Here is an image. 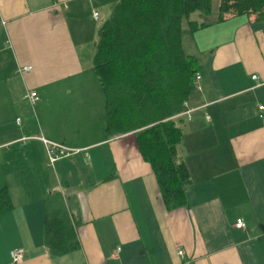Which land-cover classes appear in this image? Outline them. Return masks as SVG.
Here are the masks:
<instances>
[{
  "label": "crops",
  "instance_id": "0c3cea01",
  "mask_svg": "<svg viewBox=\"0 0 264 264\" xmlns=\"http://www.w3.org/2000/svg\"><path fill=\"white\" fill-rule=\"evenodd\" d=\"M117 2L0 0V190L11 203L0 212V264H264V17L218 18L212 0L210 15H191L206 26L182 19L181 46L201 78L176 117L187 203L167 209L134 134L104 133L92 58ZM40 136L81 150L49 166ZM57 210L77 246L51 255L45 220Z\"/></svg>",
  "mask_w": 264,
  "mask_h": 264
},
{
  "label": "trees",
  "instance_id": "16d2710c",
  "mask_svg": "<svg viewBox=\"0 0 264 264\" xmlns=\"http://www.w3.org/2000/svg\"><path fill=\"white\" fill-rule=\"evenodd\" d=\"M212 0H118L98 31L93 70L105 99L107 138L132 132L142 158L151 166L167 209L185 206L190 183L177 156L183 132L176 117L194 90L199 64L181 46V21L189 28L206 26L191 19L210 15ZM225 13L264 17V0H220ZM9 193L0 190V212L10 208ZM63 212L47 214L45 238L51 255L77 246Z\"/></svg>",
  "mask_w": 264,
  "mask_h": 264
},
{
  "label": "built area",
  "instance_id": "2783aa9c",
  "mask_svg": "<svg viewBox=\"0 0 264 264\" xmlns=\"http://www.w3.org/2000/svg\"><path fill=\"white\" fill-rule=\"evenodd\" d=\"M92 17L94 19H97L98 18V13L96 11H93L92 12ZM30 68H31V66H29V65L28 66H23L18 71L19 72L27 71ZM200 78H201L200 74L196 72L195 75H194V88H198L199 87ZM252 78L253 79H257V76L256 75H252ZM27 97L30 100V103L33 104L35 99H36V93L31 91V92L28 93ZM182 105L184 107L183 111L186 112V113H189L190 110H189L188 103H187L186 100L182 103ZM19 121H20V119L16 118V122L19 123ZM27 138L28 137L23 136L21 139L25 140ZM36 138L41 140L43 142L44 146H45L47 165H49V166H53L54 163L57 160H59L61 158L70 157L71 155H73V154H75V153H77V152H79L81 150L79 148H70V147L64 146L62 144H58L56 142L47 140V139H45L42 136L36 137ZM235 226L238 227V228H244L245 224L242 221V219H237L236 223H235ZM23 253H24V250L21 247H17V248L11 249L9 251V256H10L11 261L14 262V263L20 262L23 259ZM177 253L181 254L182 251L178 250Z\"/></svg>",
  "mask_w": 264,
  "mask_h": 264
},
{
  "label": "rangeland",
  "instance_id": "374dc122",
  "mask_svg": "<svg viewBox=\"0 0 264 264\" xmlns=\"http://www.w3.org/2000/svg\"><path fill=\"white\" fill-rule=\"evenodd\" d=\"M97 22H98V26H97V27H99V26L101 25L102 22H101V20H98ZM99 23H100V24H99ZM92 45H93V44L90 42V43H89V46L92 47ZM2 98H4V96H2ZM8 121H9V119H8ZM1 125H3V124H1Z\"/></svg>",
  "mask_w": 264,
  "mask_h": 264
}]
</instances>
